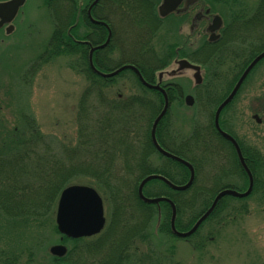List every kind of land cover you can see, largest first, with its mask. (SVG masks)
Segmentation results:
<instances>
[{"label":"trees","instance_id":"trees-1","mask_svg":"<svg viewBox=\"0 0 264 264\" xmlns=\"http://www.w3.org/2000/svg\"><path fill=\"white\" fill-rule=\"evenodd\" d=\"M52 8H54L52 15L55 23H53V32L49 43L44 51L37 55L35 62L30 63L29 66H31L32 74H35L40 65H46L56 57L79 55V59L75 62L82 67L92 84V87L83 94L79 104V112L84 119L81 122L83 131L81 130L80 133L84 136L81 135L79 146H64L66 149L63 147L57 149L53 142L47 140L36 120L28 112L23 111L21 107H19L18 112L19 123L12 130L8 129L6 125H2L3 122L0 117V264H33L36 262L38 247L40 245L43 248L45 244L44 231L52 227V231L60 235L55 223V214L62 191L82 176L92 177L95 181V188L106 194L108 203L113 207L104 232L97 237L79 240L64 237V243L72 244L65 257L41 256L40 258H43V264H94L93 259L95 258L99 259L96 264L111 263L109 261L118 263L119 260L122 261L123 258L127 257L124 255L131 256L138 252L136 248L131 246L136 239L142 242L145 240L146 245L148 244V238L152 235L149 230L153 228V225L159 226L160 234L167 233L172 236L170 206L167 203H161L160 212H158L156 210L159 208L158 206L142 203L137 196L140 181L151 174H159L177 185H183L188 182L190 171L182 164L166 159L161 155L160 157L163 158L166 165L163 169L153 167L151 156L153 153L158 154L150 137L153 117L149 119L145 135L140 137L136 135L141 117L146 116L144 111L142 112L140 109L143 98L134 96L128 100L119 99L117 102H111L104 106L90 105L93 87L95 88L96 85L100 84L101 88H105L108 84L114 83L125 75H130L140 89L145 88L131 71H124L110 79H104L95 74L89 66V50L84 49V44L78 46V43H74L75 37L84 39L80 38L79 30L71 28V25L77 21L76 8L73 6L72 10L68 11L67 18L63 14L64 8L60 3L52 6ZM93 27L100 33L93 37L92 42L101 44L106 39L105 31H102V28ZM83 35L86 38L90 34L86 32ZM119 38L113 36L112 41L116 44V48ZM263 63L261 62L259 66ZM95 64L100 70L109 71L113 69L101 59ZM135 64L140 66L137 62ZM22 70L20 69V75L23 73ZM211 78H208L209 85L210 82L215 85L218 78ZM213 84L210 87H214ZM222 98L216 102L217 106L222 102ZM127 104H132V106L126 107ZM229 110L230 107L228 106L221 116V126L224 129H228L223 118ZM213 112L214 110L210 114L208 139L210 138L211 143L214 139L221 143L222 138L214 127ZM94 113L96 114L93 116ZM154 114L153 111L152 115ZM87 120L89 124L85 122ZM163 123L164 121L158 127V135L162 131ZM197 129L198 127L194 128V133L189 139L185 141L181 139L179 145L170 150L171 153L189 161L196 171L195 182L189 190L194 192L191 199H183L184 201H182L173 197L178 213L177 228L185 231L189 230L207 211L215 196L220 192V189H217L218 192L214 191L213 193V200H208L205 196L202 197L203 192L196 189L201 171L205 168L204 163L211 167L213 165L217 167V163H220V155H216V148L213 144L210 147L194 150L200 140L205 142L204 137H206V135L203 137ZM253 150L251 145L243 144L242 146V152L245 156L252 157ZM196 152L201 153L198 161L194 158ZM257 152L259 157L258 170L251 169L255 175V189L264 187V155L261 149H258ZM119 157L122 158L124 168L122 167L120 170L118 167L114 170L115 162L120 161ZM220 169L221 167L219 172ZM258 173L261 177H258ZM149 185H156L155 187L159 191L157 193L149 192L147 190ZM245 186L242 188L245 189ZM169 191V188L159 181H152L145 188V193L149 197L167 195ZM187 192L179 193V195L183 196ZM227 199L219 202L213 214L199 231L209 223L226 227L227 217L224 216V212L228 204ZM133 200L139 208L137 209L138 212L133 214L137 221L133 228L137 227V229H134L130 236L124 237L130 230L121 231L119 228L121 221L118 220L121 216H117V212L132 207ZM197 207H200V210L197 211ZM242 212H244V208H239L238 213ZM138 216L140 220L137 218ZM185 216L189 219L188 223L183 225L182 220ZM17 237L21 238L18 239ZM4 246L7 247L4 248ZM125 248L128 251L124 252ZM9 253L10 257L6 256ZM25 254L28 258L27 262L19 263L20 258ZM162 258V256H157L156 259H153V263L169 264L166 262L169 259L163 258L162 260Z\"/></svg>","mask_w":264,"mask_h":264},{"label":"rangeland","instance_id":"rangeland-1","mask_svg":"<svg viewBox=\"0 0 264 264\" xmlns=\"http://www.w3.org/2000/svg\"><path fill=\"white\" fill-rule=\"evenodd\" d=\"M114 3L116 4L114 5L115 18L112 21H114L115 27L118 29L115 32V36L120 37V40H117L119 42L117 43V50L119 51V48L122 47L123 51H125L126 43L140 44L145 40L150 44L147 43L149 47L155 48L156 54L159 55L161 50L158 41L159 31L147 28L149 26L146 27L143 24L144 19H146L145 23H156V15L148 19V17L145 18L144 13L141 14L139 12L136 6L133 8L137 10H132V13L126 9L128 8V2L125 0H115ZM24 11L19 31L14 37L13 43L7 47H0V117L3 122L2 125H6L11 130L16 128L19 123V107H21L23 111L28 112L36 120L42 133L47 137V140L54 143L55 148L57 146V149L60 147L66 149L64 146H79L81 135H83L80 133L81 130L83 131L81 122L84 121L79 112V104L83 94L92 87V84L82 67L75 62L79 59L77 54L56 57L48 64L40 65L38 72L35 74L31 72L23 78L21 76L20 79L18 75L15 78L13 77V70H15V73H17L16 70L19 68L23 69V72L26 71L30 63L33 64L35 62V57L44 51L50 40L53 23H55L53 15L51 14L52 16H50L51 11L48 5L45 4V0H31ZM135 21H138V25H142L145 29L134 27L122 29L128 23L130 25L131 22ZM119 26L122 27L119 28ZM184 33L187 34L188 32L185 31ZM163 41L165 45L168 44L164 37ZM130 49V53H132L133 48L131 47ZM168 52L174 54L175 50L169 47ZM130 60L132 59L131 56L128 57V51L123 56L118 55V52H116L115 61L111 62L109 66L126 63ZM211 65L210 78L219 74L221 70L219 62L211 63ZM258 68L259 71L253 78L254 86H247L242 90L238 97L237 106H234L233 110H229L225 114V118L227 121L228 117L232 124L230 128L238 134L244 144L257 145L258 140L261 150L264 151V63ZM102 72H105V70H102ZM12 84L14 89L10 88ZM211 84L213 82H210ZM92 90L94 91L92 96H90L89 103L90 105L95 104V107L108 105L111 102H117L119 99L128 100L134 96L143 99L147 97L146 90L140 89L130 75L117 79L105 88H101L100 84H98ZM12 93H14L13 103L9 99V95H12ZM150 96V98H154L157 101L154 95L150 94ZM221 97L222 94L220 93L216 97L212 95L211 107H207L209 103L207 100L201 99L197 110L199 122L197 130L200 131L202 136L206 135V137L203 136L205 142L200 140L194 150H198L201 147H210L214 143L216 155H220V143L217 139H214V142L211 143L210 138L208 139L207 131L211 121L210 114L212 110L215 111L218 107L216 102ZM173 112L176 117L177 112L175 110ZM185 114L187 115L188 113L185 112ZM180 116H184V114L182 113ZM149 117L150 115L141 117L140 126H138L136 133L138 137L145 135ZM85 122L89 124L88 120ZM194 128V124L185 125L179 120L175 123L172 130L174 135L180 136L178 139L180 140L181 138L189 139L194 132ZM199 156H201V153L196 152L194 158L198 161ZM119 159L120 161H116V164H114V170L118 167L122 170L121 168L124 166L122 158L119 157ZM151 163L155 169H163L166 165L165 161L155 153L151 156ZM204 165L205 168L201 171L196 189L203 192L202 197L205 196L208 200H213L214 191L218 192L216 191L217 189L221 191L226 185L222 184L225 180L223 175H221L223 173L221 160L220 163H217V167L214 165L211 167L205 163ZM219 166L221 167L220 172ZM228 179L235 180L234 178ZM72 185L96 186L92 177L85 176L76 179ZM149 191L156 192V189L149 187ZM99 192L104 198L106 217L110 220L113 207L108 203L106 194ZM193 194L194 192L189 191L179 199L182 201H184L183 199L190 200ZM254 199H256V195L246 202L247 206L245 205L242 213H238V207L227 204L224 212V216L227 217L226 227L218 225L212 227V224L209 223L189 240L174 239L167 233L161 235V240H159L153 233L156 229L151 228L149 233L151 232L152 235L148 238L147 245L146 241L143 240L144 242L141 241L140 247V243L137 241L134 244L137 247L133 245L138 250L136 254L131 256L126 254L124 256L127 257L123 258L122 261L119 260L118 263L109 261L111 263L108 264H154L153 259H156L157 256L169 259L166 261L169 264H264V206L262 204L257 206L256 201L253 202ZM131 206L122 212L121 210L117 212V216H121L118 218L121 221L119 226L121 231L130 230L124 237L130 236L134 229H137V227L133 228L137 222L135 220L136 216H133V214H136L139 208L134 200ZM198 210H200V207H197ZM137 218L140 220L139 216ZM188 219L187 216L183 218V225L188 223ZM224 223L226 224V222ZM17 238L20 239L21 237ZM60 239L61 236L55 234L52 231V227L51 229L47 228L44 231V247L42 248L39 245L37 250L38 257L33 264H43V258L40 257H50V247L57 244H65ZM67 246L72 247V244L68 243ZM6 247L4 246V248ZM6 256L10 257V253ZM27 260L28 258L25 254L20 258L19 263L27 262ZM93 260L94 264L99 261L98 258ZM105 263L107 264V262Z\"/></svg>","mask_w":264,"mask_h":264},{"label":"flooded vegetation","instance_id":"flooded-vegetation-1","mask_svg":"<svg viewBox=\"0 0 264 264\" xmlns=\"http://www.w3.org/2000/svg\"><path fill=\"white\" fill-rule=\"evenodd\" d=\"M9 1L12 0H0V3H7ZM125 1L128 2V8L126 9L130 10L131 13L132 10H137L133 8L136 6L141 14H145V18L148 17L149 19L151 16L156 15V23H145L146 19H144L143 24L146 27L149 26L147 28L159 31L158 41L161 49L159 55L156 54L155 48L149 47L150 44L145 40L140 44L134 42V44L126 43L125 51H123V48H119V51L117 50L116 44L112 41L115 32L118 30L115 27L114 21H112L115 18V0H47L49 4H45L48 5L51 11L50 16H52L51 14L54 11L52 6L54 7V5L60 3L62 8H64L63 14H65V18H67L68 11H71L73 6L76 8L77 21L71 25V28L79 30L80 38L84 39H77L75 37L74 43H78V46H83L84 44V49L89 50L88 58L92 49L104 45L109 36H111L109 43L105 47L94 51V62L101 59L109 65L115 61L116 52H118V55L123 56L128 51V57L131 56L132 60L114 65L112 68L119 69L125 65H133L141 71L143 77L150 85L159 86L163 89L165 94L162 91L144 86L147 97L143 99L140 109L144 111L146 116L150 115L149 119L153 117L152 127L156 117L164 109L167 99L168 110L163 118L164 123L160 135H158L157 131V140L164 149L170 151L179 145L178 139L180 136L174 135L172 130L175 123L180 120L185 125L194 124V127H198L197 110L201 99L203 98L209 102L207 107H211L210 101H213L212 95L216 97L215 95L220 93L222 94V99H226L251 62L264 51V0H180L176 8L166 16H162L160 10L165 0ZM30 2L31 0H25V3L19 8L13 21L4 24L0 29L1 48L10 46L13 43L14 37L19 31L22 15L25 13L24 9L28 7ZM216 17H219L218 21L215 20ZM93 26L102 28V31H105L106 39L101 44H94L92 42L93 37L100 33V31L94 30ZM121 27L119 26V28ZM132 27L137 29L143 28L142 25H138V21H135L131 22L130 25L128 23L122 29H130ZM213 28L217 29L213 32L211 31ZM185 31L188 33L185 34ZM86 32L90 35L85 38L83 34ZM163 37L168 41L167 45L164 44ZM131 47L133 48L132 53H130ZM169 47L175 50L174 54L168 52ZM183 60L199 66L201 78H196L198 70L192 68L180 70V62ZM262 61L264 62V59ZM136 62L140 66H137ZM216 62L220 63L221 70L219 74L212 77L219 79L216 83L220 86L210 87L208 78H210L211 63ZM258 66L251 71L241 89L229 104L230 110H233L234 106H237L238 97L242 90L247 86H254L253 78L259 71ZM27 70L20 76V68L16 70L17 73L13 70V77L15 78L18 75L20 79L21 76L28 75L32 72L31 66ZM11 86L10 88L14 89V85L12 84ZM150 94L157 98L158 103L154 98H150ZM190 96L192 100H187ZM9 99L13 103L14 93L9 95ZM130 106L132 104L126 105V107ZM173 110L177 112L176 117ZM153 111L155 112L154 115H152ZM191 112L193 113L191 114ZM179 113L180 115L183 113L184 116L181 117ZM223 121L228 128L225 131L235 139L242 151L243 140L230 128L232 124L228 117L227 122L225 116ZM181 139L183 141L186 140L184 138ZM259 145L258 140L257 145H251L254 148L252 157L244 155L245 164L251 171L253 179H255V175L251 169L258 170L259 157L257 150L261 149ZM262 154L264 155L263 150ZM220 155L222 175L225 180L222 184H226L223 187L224 190L231 189L241 193L246 192L249 186L248 173L239 159L236 146L224 137H222L220 143ZM258 177H261L260 173H258ZM228 178H234L235 180ZM243 184L246 185L245 189L242 188ZM152 189L159 190L157 187H153ZM169 192L165 197L173 202V197L179 199L178 192L172 190ZM255 195L256 199L253 202L256 201L257 206H260V204L264 206V187L255 189L254 180L253 190L248 197L235 198L226 196V198H228V204L231 203L238 208H244L247 204L246 202ZM215 226L217 224L213 223L212 227ZM137 241H139L141 247V240L139 239H136L131 246ZM131 246L130 249L132 248ZM134 247L137 246L134 245ZM125 251L128 250L125 248Z\"/></svg>","mask_w":264,"mask_h":264},{"label":"water","instance_id":"water-1","mask_svg":"<svg viewBox=\"0 0 264 264\" xmlns=\"http://www.w3.org/2000/svg\"><path fill=\"white\" fill-rule=\"evenodd\" d=\"M180 0H165L162 7H161V15L166 16L169 12L173 11V9L176 8ZM25 3V0H12L7 3H0V18L2 19L0 21V29L4 26V24L11 23L13 19L15 18L19 8L23 6ZM216 21L219 20V17H216ZM217 28H213L211 31H215ZM110 37L108 38L107 42L102 45L101 47H97L91 50L90 53V66L92 70L99 76L103 78H111L122 71L131 69L133 70L137 76L139 77L140 81L147 87L163 91L161 87L159 86H152L146 82L140 71L133 65H125L118 70L111 72V73H103L99 71L96 66L94 65L93 61V53L95 50L99 48L105 47L109 41ZM264 59V52H262L260 55H258L252 63L249 65V67L245 70L242 77L239 79L238 83L236 84L235 88L231 92V94L226 98L225 101L221 103V105L218 107L215 113V128L218 131V133L223 136L224 138L228 139L230 142H232L236 148L237 153L239 156V159L241 160L246 172L248 173L250 185L246 192L241 193L235 190H224L221 191L214 199L211 207L207 210V212L196 222V224L193 226V228L188 232H179L176 229L175 221L177 217V211L176 207L173 204V202L167 198H147L144 193L143 189L145 185L151 181V180H160L164 182L166 185H168L170 188L177 190V191H185L189 189L195 180V170L192 164L187 162L186 160L182 159L179 156H176L168 151H166L159 142L157 141L156 137V131L157 127L160 123V121L163 119V117L166 115L168 110V101L166 99L165 107L162 110V112L159 114V116L156 118L152 131H151V138L152 143L162 155L165 157L172 159L185 167H187L190 170V179L187 184L185 185H175L171 181H169L167 178L161 176V175H150L147 178H145L140 186H139V197L142 201L149 203V204H159L160 202H168L173 210L172 214V220H171V227L173 233L181 238H187L191 235H193L199 227L203 224L204 221H206L209 216L214 212L215 208L217 207L219 201L225 197V196H233L236 198H245L250 195L252 189H253V176L248 169L247 165L245 164V160L243 158L241 149L235 139L225 132L221 126H220V115L222 111L226 108V106L233 100L237 92L239 91L240 87L242 86L243 82L251 72V70L262 60ZM180 70H185L188 68H192L195 70H198L196 74V78L198 79L200 77V67L194 64H191L187 60H183L180 62ZM201 78V77H200ZM200 80V79H199ZM165 94V93H164ZM167 98V97H166ZM192 100V97H188L187 100ZM190 103V102H189ZM105 217H104V206L101 196L98 194V192L89 186L84 185H72L66 188L60 197L58 209H57V217H56V223L58 226V230L61 234L66 235L69 238L78 239L83 237H90L93 235H96L101 232V230L104 228L105 225ZM51 254L63 257L67 254L68 248L64 245H54L50 248Z\"/></svg>","mask_w":264,"mask_h":264}]
</instances>
